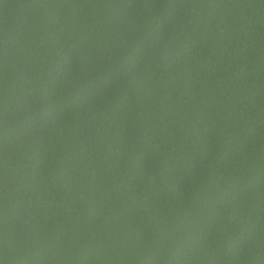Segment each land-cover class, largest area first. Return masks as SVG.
Segmentation results:
<instances>
[{"label": "trees", "instance_id": "1", "mask_svg": "<svg viewBox=\"0 0 264 264\" xmlns=\"http://www.w3.org/2000/svg\"><path fill=\"white\" fill-rule=\"evenodd\" d=\"M0 264H264V0H0Z\"/></svg>", "mask_w": 264, "mask_h": 264}]
</instances>
